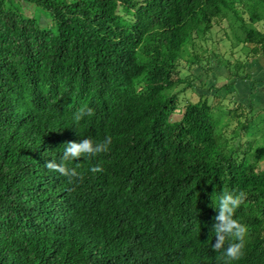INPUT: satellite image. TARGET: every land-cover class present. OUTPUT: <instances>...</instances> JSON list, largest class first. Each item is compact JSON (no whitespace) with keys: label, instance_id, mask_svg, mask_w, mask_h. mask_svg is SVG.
I'll use <instances>...</instances> for the list:
<instances>
[{"label":"trees","instance_id":"trees-1","mask_svg":"<svg viewBox=\"0 0 264 264\" xmlns=\"http://www.w3.org/2000/svg\"><path fill=\"white\" fill-rule=\"evenodd\" d=\"M20 1L52 23L0 0V264H217L206 193L225 187L248 194L234 264H264V108L222 112L204 97L180 108L193 69L213 61L255 84L246 65L264 58V0ZM231 41L245 61L226 57ZM187 46L201 54L183 67ZM84 104L95 114L81 136L113 144L73 161L83 179L70 184L43 165L81 139Z\"/></svg>","mask_w":264,"mask_h":264},{"label":"clouds","instance_id":"clouds-1","mask_svg":"<svg viewBox=\"0 0 264 264\" xmlns=\"http://www.w3.org/2000/svg\"><path fill=\"white\" fill-rule=\"evenodd\" d=\"M94 114V109L87 104L75 111L72 116L73 128L81 139L78 142H65L60 158L47 160L43 165L46 169L66 177L70 184L74 179H83V173L78 171L83 166L82 163H77L73 167L71 166L73 161H78L81 158L88 160L100 157L109 153L113 144V137L110 134L102 139L81 136L79 131L81 122ZM102 165L103 161H99L90 168V171L92 173L102 172L104 170ZM206 194L211 201L209 206L215 208L218 214L213 217V231L203 244L210 245L211 250L218 254L216 256L217 264H234V262L243 259L248 243L249 228L236 217L237 211L245 204L248 194L243 190L230 191L227 187L224 188L222 194L217 192ZM213 233L215 243H213Z\"/></svg>","mask_w":264,"mask_h":264},{"label":"rangeland","instance_id":"rangeland-1","mask_svg":"<svg viewBox=\"0 0 264 264\" xmlns=\"http://www.w3.org/2000/svg\"><path fill=\"white\" fill-rule=\"evenodd\" d=\"M14 5L25 16L38 20L44 28L51 26L52 22L50 17L35 6L20 0H14ZM257 28L262 30L264 29V25L260 24ZM223 29L224 26H217L215 28L214 32L217 34V37L222 36ZM233 44V41L226 42V57L232 58V56H234L237 59L241 58L242 61H245L244 48L242 46H234ZM196 54H201V49L198 46L192 48L188 46L185 47L182 52V66L185 67L188 63L193 62ZM212 64V70L208 74L203 72L199 67L193 69V75L195 74L198 80L195 82L194 88L180 95L181 113L187 101L197 102L201 97L209 100L211 105L222 112L236 109L239 105L249 106V100L251 99L248 96V91H246L241 84V81H235L223 68L217 66L214 61ZM246 68L248 69V64ZM227 87L230 88L227 89ZM180 114H176L174 118L178 119L181 116ZM227 119H229L228 116L226 120ZM236 126L237 121L233 120L228 134H230ZM259 169H264V161L259 164Z\"/></svg>","mask_w":264,"mask_h":264},{"label":"crops","instance_id":"crops-1","mask_svg":"<svg viewBox=\"0 0 264 264\" xmlns=\"http://www.w3.org/2000/svg\"><path fill=\"white\" fill-rule=\"evenodd\" d=\"M247 71L255 84L249 81H241V84L248 91L250 104L264 108V58L250 62Z\"/></svg>","mask_w":264,"mask_h":264}]
</instances>
